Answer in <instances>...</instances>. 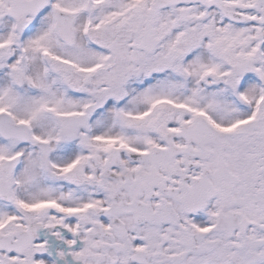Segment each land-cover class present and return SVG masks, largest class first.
Wrapping results in <instances>:
<instances>
[{"label":"snow or ice","instance_id":"obj_1","mask_svg":"<svg viewBox=\"0 0 264 264\" xmlns=\"http://www.w3.org/2000/svg\"><path fill=\"white\" fill-rule=\"evenodd\" d=\"M0 264H264V0H0Z\"/></svg>","mask_w":264,"mask_h":264}]
</instances>
